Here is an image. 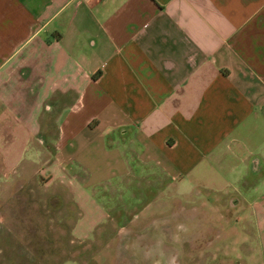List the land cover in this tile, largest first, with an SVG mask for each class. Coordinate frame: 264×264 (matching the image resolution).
<instances>
[{
  "label": "crops",
  "instance_id": "0c3cea01",
  "mask_svg": "<svg viewBox=\"0 0 264 264\" xmlns=\"http://www.w3.org/2000/svg\"><path fill=\"white\" fill-rule=\"evenodd\" d=\"M50 107L56 171L95 231L137 219L117 231L139 237L177 194L213 191L264 264V0H0V184Z\"/></svg>",
  "mask_w": 264,
  "mask_h": 264
},
{
  "label": "rangeland",
  "instance_id": "374dc122",
  "mask_svg": "<svg viewBox=\"0 0 264 264\" xmlns=\"http://www.w3.org/2000/svg\"><path fill=\"white\" fill-rule=\"evenodd\" d=\"M51 109L48 138L40 134L30 141L28 153L0 184V264H258L262 260L252 222H241L228 208V217L222 219L213 191L177 194L173 202L158 207L151 231L139 237H124L126 232L117 231L118 225L141 224L137 219L102 222L94 226L101 230L95 231L88 219L92 204L81 198L77 204L67 177L56 171ZM64 166L86 177L75 159ZM78 184L89 192L86 181L79 179ZM82 213L83 220L77 223ZM165 218L166 223L161 221ZM162 225L167 227L163 230ZM235 225L252 234L248 239L215 237Z\"/></svg>",
  "mask_w": 264,
  "mask_h": 264
}]
</instances>
